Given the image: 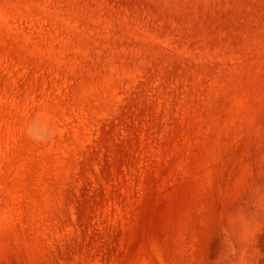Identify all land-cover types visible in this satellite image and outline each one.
Listing matches in <instances>:
<instances>
[{"label":"rangeland","instance_id":"obj_1","mask_svg":"<svg viewBox=\"0 0 264 264\" xmlns=\"http://www.w3.org/2000/svg\"><path fill=\"white\" fill-rule=\"evenodd\" d=\"M0 264H264V0H0Z\"/></svg>","mask_w":264,"mask_h":264}]
</instances>
